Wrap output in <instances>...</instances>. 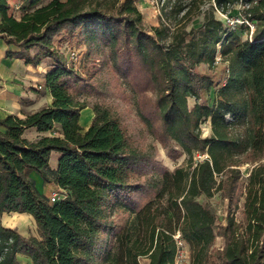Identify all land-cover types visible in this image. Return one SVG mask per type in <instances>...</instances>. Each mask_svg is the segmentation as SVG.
Returning a JSON list of instances; mask_svg holds the SVG:
<instances>
[{"label":"trees","instance_id":"obj_1","mask_svg":"<svg viewBox=\"0 0 264 264\" xmlns=\"http://www.w3.org/2000/svg\"><path fill=\"white\" fill-rule=\"evenodd\" d=\"M44 1L0 0L5 56L35 67L50 60L44 81L52 96L24 118H0V212L27 213L38 231L25 236L0 225V264L18 263L19 254L33 264H177V234L190 264H264V0H214L224 13L245 3L244 17L256 25L248 39L214 8L196 36L186 29L191 9L174 28L162 22L149 34L134 0L115 11L101 0ZM200 1L190 2L199 8ZM63 32L89 47L88 78L56 48ZM103 46L140 93L148 131L171 157L188 154L187 166L170 171L154 144L135 146L111 106L95 104L92 124L81 125L89 105L80 97L102 93L93 79ZM212 90L210 104L204 95ZM209 120L211 134L203 136ZM33 128L51 135L30 140L25 132ZM55 151L58 170L50 164ZM195 152L205 157L194 161ZM29 171L65 197L50 202ZM217 192L228 201L224 220L210 200ZM116 215L126 217L120 223Z\"/></svg>","mask_w":264,"mask_h":264},{"label":"rangeland","instance_id":"obj_2","mask_svg":"<svg viewBox=\"0 0 264 264\" xmlns=\"http://www.w3.org/2000/svg\"><path fill=\"white\" fill-rule=\"evenodd\" d=\"M50 0H45L43 4L48 3ZM106 9L115 11V6H118L125 0H101ZM136 6L143 16L142 28L149 34H152V28L161 25L162 22L169 26H175L179 19L185 12L191 9L186 22V29L193 31L192 35H200V30L204 24L205 15L214 8L215 15L218 19L222 20L226 27L232 30L237 29L243 39L251 38V26L247 23L244 17L245 3H236L229 8L228 13H224L221 9L217 8L214 0H199V8L197 5H192L191 0H134ZM190 2V4H189ZM114 5V6H113ZM185 5L184 11L178 13V8ZM214 6V7H213ZM13 13L17 18H21L23 13L19 8H14ZM1 19V16H0ZM249 21V20H248ZM250 24L252 23L249 21ZM174 28V27H172ZM256 28V27H255ZM54 44L62 54L64 53L69 60L70 65H74L78 70L88 78L86 74L87 69V55L89 47L82 43L79 37L70 36L67 32L57 35L54 39ZM217 59H220L218 54ZM51 61L48 59L43 60L40 66H28L20 60L9 59L5 57V45L0 42V117L10 113H15L19 116H24L29 110L41 107L40 104L46 103L47 89L44 86V75L50 69ZM98 71L94 76L93 83L102 90V93H94L81 96V100H85L89 105L88 111H85L81 117V125L86 126L90 121L88 118L89 113H94L93 106L95 104H103L111 106L113 109L120 112L123 122L128 128L132 142L135 146L142 149H149L153 147L157 151V156L161 164L173 171L176 167L187 166L190 159L188 154L183 153L176 158L171 157L164 146L155 139V137L148 131L146 125L142 122L137 108V101L140 99L139 92L136 90L135 85L131 83L123 75L115 71L111 62V55L109 49L103 46L101 55L96 59ZM148 96L155 97L153 92H147ZM215 91L212 90L210 94H205L204 98L209 99V103H213ZM34 102L33 105H27ZM27 104V105H26ZM189 104L191 107L195 104V99L190 98ZM91 118V124H92ZM90 124V125H91ZM211 122L202 124L203 136L211 134ZM175 145V143H173ZM176 149H179L175 145ZM205 155H200L198 152L194 153V161L203 159ZM249 165L243 166V171L247 174ZM56 186V185H55ZM52 185L53 192H59L57 187ZM62 193V192H61ZM214 209L218 213V217L224 220L227 213L228 201L222 197L220 192L214 194L211 199ZM239 214V212L237 213ZM116 221L122 222L126 217L123 215H116ZM0 225L18 230L24 235L37 234V226L34 220L27 215H19L16 213L3 214L0 213ZM224 239L219 237L217 240V247L223 248ZM177 256V264H190V251L188 246L185 245ZM143 262H146L144 260ZM23 264H33L31 262Z\"/></svg>","mask_w":264,"mask_h":264},{"label":"crops","instance_id":"obj_3","mask_svg":"<svg viewBox=\"0 0 264 264\" xmlns=\"http://www.w3.org/2000/svg\"><path fill=\"white\" fill-rule=\"evenodd\" d=\"M3 44L5 45V53H6L8 47L6 46V44L4 42H3ZM15 60H20V61H23L25 63V61L24 60H21V59H15ZM26 65H28V64H26ZM28 66H33V65H28ZM44 86H45V83H44ZM47 93L48 94L46 95V97H47L46 103L45 104H40L41 107H38V108H35V109H32V110L27 111L24 116H19V115L15 114V113H10V114L16 115V116H18L20 118H24L29 112H35V111L39 110L42 107H46V106L51 105V103H52V96H51V93L49 92L48 89H47ZM33 104H34V102H31L30 105L29 104L28 105L26 104V105H27V107H29V106H31ZM85 111H88V108L84 109L82 111V114ZM7 115H5V116H7ZM5 116L0 117V118H4ZM88 117H89L88 119L90 121L88 122L89 124H86V126H83L85 129H88V127L90 126V124H91L90 123L91 122V118L94 117V113H92V114L89 113V116ZM49 135H51V132H39L35 128L29 129V130H27L25 132V137H27L30 140H35L37 138H41L42 136H49ZM60 157H61V153L59 154V152H56V151L52 153V155H51V162H50L52 169L58 170ZM28 174L35 181V183L37 184L36 186H37L39 192L41 194H43L44 196L49 197L50 196V193L52 192V189H53L52 185L53 186H55V185L54 184H51V183H46L43 180V178L38 173H36L35 171H29ZM55 187H57V185ZM3 214H6V213H3ZM16 214H19V213H16ZM19 215H27V216L31 217L34 220V218L31 215L27 214V213L19 214ZM34 222H35V220H34ZM33 235L34 236H37V234H33ZM25 236H27V235H25ZM17 262L18 263H16V264H23V263H28V262H31L32 263V260L29 257L25 256V255L19 254L18 255V258H17Z\"/></svg>","mask_w":264,"mask_h":264},{"label":"built area","instance_id":"obj_4","mask_svg":"<svg viewBox=\"0 0 264 264\" xmlns=\"http://www.w3.org/2000/svg\"><path fill=\"white\" fill-rule=\"evenodd\" d=\"M251 22H252V20H251ZM247 23L251 26V28H252V31H251V34L253 35V33H254V31H255V27H256V25H255V23H251L250 24V22L247 20ZM252 35H251V37H252ZM59 191H60V193L59 192H53L52 194H51V196H49V199H50V202H56V201H58V200H60L62 197L64 198L65 196L63 195V190L62 189H58ZM62 192V193H61ZM177 237H176V239L178 240V246H179V251L180 250H182V248L185 246V244H184V242L182 241V240H180V235L179 234H177L176 235ZM181 252V251H180Z\"/></svg>","mask_w":264,"mask_h":264}]
</instances>
